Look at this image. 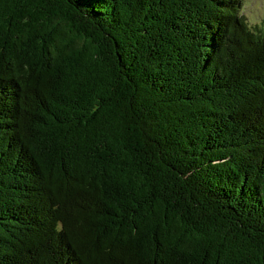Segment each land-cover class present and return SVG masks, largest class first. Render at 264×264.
Here are the masks:
<instances>
[{
    "label": "trees",
    "instance_id": "16d2710c",
    "mask_svg": "<svg viewBox=\"0 0 264 264\" xmlns=\"http://www.w3.org/2000/svg\"><path fill=\"white\" fill-rule=\"evenodd\" d=\"M243 1L0 0V264H264Z\"/></svg>",
    "mask_w": 264,
    "mask_h": 264
},
{
    "label": "rangeland",
    "instance_id": "374dc122",
    "mask_svg": "<svg viewBox=\"0 0 264 264\" xmlns=\"http://www.w3.org/2000/svg\"><path fill=\"white\" fill-rule=\"evenodd\" d=\"M241 11L252 26L263 24L264 0H244Z\"/></svg>",
    "mask_w": 264,
    "mask_h": 264
}]
</instances>
